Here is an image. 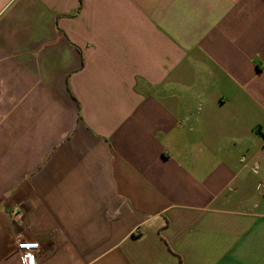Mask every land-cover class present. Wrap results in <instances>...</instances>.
Returning <instances> with one entry per match:
<instances>
[{
    "label": "crops",
    "instance_id": "obj_1",
    "mask_svg": "<svg viewBox=\"0 0 264 264\" xmlns=\"http://www.w3.org/2000/svg\"><path fill=\"white\" fill-rule=\"evenodd\" d=\"M17 241L264 264V0H0V264Z\"/></svg>",
    "mask_w": 264,
    "mask_h": 264
},
{
    "label": "built area",
    "instance_id": "obj_2",
    "mask_svg": "<svg viewBox=\"0 0 264 264\" xmlns=\"http://www.w3.org/2000/svg\"><path fill=\"white\" fill-rule=\"evenodd\" d=\"M18 211L13 209L10 211V216L16 220ZM16 249L19 253L20 261L22 264H36L37 252L39 246L37 242L33 241H17Z\"/></svg>",
    "mask_w": 264,
    "mask_h": 264
}]
</instances>
